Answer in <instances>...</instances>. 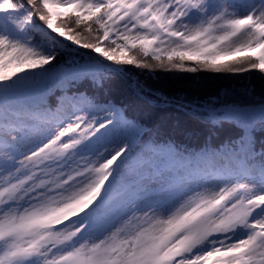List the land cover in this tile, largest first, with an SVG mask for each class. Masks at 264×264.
Returning <instances> with one entry per match:
<instances>
[{
    "label": "snow or ice",
    "instance_id": "1",
    "mask_svg": "<svg viewBox=\"0 0 264 264\" xmlns=\"http://www.w3.org/2000/svg\"><path fill=\"white\" fill-rule=\"evenodd\" d=\"M0 16V264H264V168L238 158L244 138L191 156L149 142L133 155L144 129L115 105L90 117L83 94L10 102L58 63L34 31L116 66L264 73V0H0ZM69 70L90 71L57 68ZM98 134L115 142L92 151Z\"/></svg>",
    "mask_w": 264,
    "mask_h": 264
},
{
    "label": "trees",
    "instance_id": "2",
    "mask_svg": "<svg viewBox=\"0 0 264 264\" xmlns=\"http://www.w3.org/2000/svg\"><path fill=\"white\" fill-rule=\"evenodd\" d=\"M0 25L3 28V16ZM33 40L44 51L54 45L60 53L58 63L49 66L47 72L36 74L41 86L33 93L12 97L10 102L55 107L62 91L75 94L77 100L83 94L87 98V112L96 115L115 105L124 119L144 129L133 155L149 142L169 145L191 156L244 138L247 148L238 158L246 159L257 169L264 168V119L248 129L246 118L216 113L218 109L264 103V73L259 69L236 74L179 69L150 71L135 65H113L88 49L50 37L43 31H34ZM59 64L69 69L87 67L90 71L85 75L71 70L61 73L57 71ZM186 66L193 65L188 62ZM213 114L218 123L213 122Z\"/></svg>",
    "mask_w": 264,
    "mask_h": 264
},
{
    "label": "rangeland",
    "instance_id": "3",
    "mask_svg": "<svg viewBox=\"0 0 264 264\" xmlns=\"http://www.w3.org/2000/svg\"><path fill=\"white\" fill-rule=\"evenodd\" d=\"M237 3H239V0H237ZM247 9H242L243 11H246ZM196 15L195 13L191 14L190 16L187 17L188 22H195L196 19ZM0 28L1 25H0ZM163 46V45H161ZM80 99V98H79ZM79 99L77 101H79ZM79 103V102H78ZM86 103V102H85ZM85 103L80 104L79 107H77L78 110H83L86 111L85 109ZM82 105V106H81ZM264 111V103L261 105H257V106H251V107H247V108H235V107H229L228 109H218L216 110V113L218 114H229L231 116H233L235 119H243L246 118L247 120V125L248 127L255 125V122L260 119H264V116H261L260 113ZM89 116H93L90 113H88ZM97 116H99V114H97ZM255 116V118L253 119L252 117ZM39 138H37L38 140ZM115 135L114 134H109L107 136H104L103 134H98L97 138H94L90 143V148L92 151H95L96 149H98L99 147H102L103 145L109 143V142H115ZM37 141H34L31 145H29L30 147L35 146V143ZM245 179L244 176L238 174L236 176H229V177H225L216 181H210L209 183H215L217 185V187L222 186L225 183H235V182H239L241 180ZM251 182V181H249ZM260 190H264V188L260 189ZM244 233H242L241 231H237V233L233 234V239H237V238H241V236ZM204 250H207V245L204 246Z\"/></svg>",
    "mask_w": 264,
    "mask_h": 264
}]
</instances>
